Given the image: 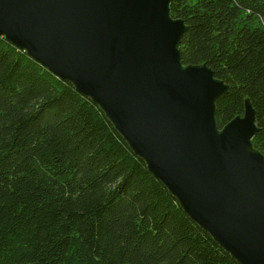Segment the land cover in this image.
Wrapping results in <instances>:
<instances>
[{
    "label": "trees",
    "instance_id": "1",
    "mask_svg": "<svg viewBox=\"0 0 264 264\" xmlns=\"http://www.w3.org/2000/svg\"><path fill=\"white\" fill-rule=\"evenodd\" d=\"M182 63L228 88L218 127L254 110L264 157V0H171ZM0 264H239L103 111L0 34Z\"/></svg>",
    "mask_w": 264,
    "mask_h": 264
},
{
    "label": "water",
    "instance_id": "2",
    "mask_svg": "<svg viewBox=\"0 0 264 264\" xmlns=\"http://www.w3.org/2000/svg\"><path fill=\"white\" fill-rule=\"evenodd\" d=\"M171 0H0V34L103 111L184 212L239 264H264V157L254 110L220 127L228 85L182 63Z\"/></svg>",
    "mask_w": 264,
    "mask_h": 264
}]
</instances>
